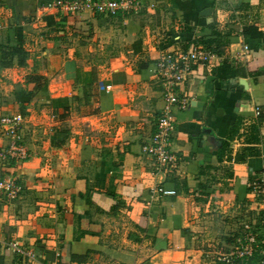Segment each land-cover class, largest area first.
<instances>
[{
	"label": "crops",
	"instance_id": "crops-1",
	"mask_svg": "<svg viewBox=\"0 0 264 264\" xmlns=\"http://www.w3.org/2000/svg\"><path fill=\"white\" fill-rule=\"evenodd\" d=\"M49 1L0 0V116L24 113L29 152L0 161V179L24 185L14 200L0 191V264H221L248 221L262 241L252 183L264 172V0H142L106 26L102 15L42 10ZM103 31L119 46L110 68H83L80 41L93 50ZM171 45L216 57L180 91L178 171L154 178L142 146L164 106L155 69ZM35 74L48 82L31 98ZM156 183L175 194L151 197ZM263 261L264 243L246 264Z\"/></svg>",
	"mask_w": 264,
	"mask_h": 264
},
{
	"label": "built area",
	"instance_id": "built-area-1",
	"mask_svg": "<svg viewBox=\"0 0 264 264\" xmlns=\"http://www.w3.org/2000/svg\"><path fill=\"white\" fill-rule=\"evenodd\" d=\"M143 8L142 0H52L45 4L42 10L54 9L67 15L89 12L94 15L113 17L119 14L127 16L138 13ZM244 48L248 50L249 46L245 44ZM215 57L214 51L201 45H192L187 49L171 45L163 51L156 63L155 76L163 87L164 106L158 117L156 131L142 146L143 154L150 159L152 177H166L178 171L180 157L171 147L176 129L175 107L178 104L187 103L186 100L181 99L180 91L187 77L195 71L197 64L212 65ZM101 86L104 89L110 88L104 83H101ZM25 121L26 117L23 113L5 114L0 117V129L10 138L7 146H0V160L14 158L20 162L29 157L22 135ZM252 186L254 200L264 204V172L252 183ZM23 190L24 185L13 175L0 179V191L11 200L18 198ZM150 193L151 197H157L175 194V190L166 188L163 183H156L151 185ZM243 229L244 232L237 237L228 251L217 254L216 260L221 264H246L264 243V239L262 241L259 239V233L253 223L245 222ZM262 236L264 238V233ZM9 246L22 255L32 256L31 253L21 249L16 242H11Z\"/></svg>",
	"mask_w": 264,
	"mask_h": 264
},
{
	"label": "rangeland",
	"instance_id": "rangeland-1",
	"mask_svg": "<svg viewBox=\"0 0 264 264\" xmlns=\"http://www.w3.org/2000/svg\"><path fill=\"white\" fill-rule=\"evenodd\" d=\"M111 22H113V20H110L109 18H107V16L105 17L104 15H102V19L99 20V23H101L102 26H106L107 23H111ZM102 33L103 34L108 33V34L104 35L102 38H99V40H101V41H98V42L95 41V43L93 44V50L89 49V45H88V44H90L89 42H87L86 40L80 41L83 48L85 49L84 55L82 56L83 57V59H82L83 68H85L86 66H90V64L91 65L96 64L97 66L104 65V69H106V70L108 68H110L109 62L106 59L109 58V56H111L112 54H114L116 51L115 48L118 49L119 46L112 42L111 38L114 37L113 34H109V31H105V32L103 31ZM104 39H110V42H104ZM98 44H99V46H98ZM107 45H112V46H110L107 50H105ZM102 46H105V47H102ZM99 69H101V67H99ZM87 132H90V131L87 130ZM13 160L17 161V159H14V158H8L7 160H0V161H10V162L12 161L13 162ZM20 255H22V254H20ZM144 264H149L148 259H146Z\"/></svg>",
	"mask_w": 264,
	"mask_h": 264
},
{
	"label": "trees",
	"instance_id": "trees-1",
	"mask_svg": "<svg viewBox=\"0 0 264 264\" xmlns=\"http://www.w3.org/2000/svg\"><path fill=\"white\" fill-rule=\"evenodd\" d=\"M65 21V20H64ZM60 25L61 23L59 24V27H58V30L60 31ZM65 25H63V28H64ZM23 50L19 47L16 48V52L19 53V54H23L22 52ZM27 82H33L35 83V87L33 89V91H28L27 92V95L30 96L31 98H33L37 92L43 88V86L48 82V78L44 75H40V74H35V75H30L27 77ZM97 109L95 108L94 110L91 111V113L93 112H96ZM24 114V113H23ZM68 115L67 112H64L62 113L61 117L62 118H66V116Z\"/></svg>",
	"mask_w": 264,
	"mask_h": 264
}]
</instances>
